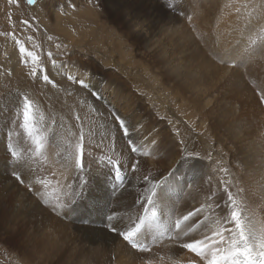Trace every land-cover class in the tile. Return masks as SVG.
<instances>
[{"label":"bare ground","instance_id":"obj_1","mask_svg":"<svg viewBox=\"0 0 264 264\" xmlns=\"http://www.w3.org/2000/svg\"><path fill=\"white\" fill-rule=\"evenodd\" d=\"M71 1L74 4L71 5ZM88 1L70 0L65 7L77 8L73 14L77 13L74 17H69H73L75 21V15L79 16L85 10L87 12L82 13L78 21L81 23L93 19L98 24L113 16L120 28L135 34V42H143L148 48V55L144 57L147 65L108 69L101 77L100 69L78 66L68 59L70 61L56 63L55 66L49 62L36 67L37 76L32 77L29 75L31 69L24 72L20 65L22 61L16 52L8 55V60H4V68L10 69L13 78L19 79L13 83L17 88L7 90L6 105L0 102V126L3 127L0 131V233L7 232L9 235L14 259L20 264H204L195 253L181 246L183 242H191L193 238L202 239L203 229L189 233L181 241L168 239L165 232L156 243L149 244V251L131 248L117 233L109 230L106 216L112 212L116 214V220L112 223L122 227L138 222L137 215H143V209L136 203L144 189L149 187L143 176L160 181L173 171L175 181L169 183L165 196L167 212L173 220L208 202V197L213 192V201H225L227 196L223 187L226 184L240 202L244 215L252 219L257 231L264 229V113L259 110L256 98L243 78L237 77L241 74L238 65H231L240 63V53L247 47L245 58L250 56L249 50L253 47L247 44V39L264 33V1L246 4L252 21L243 17L244 9H234L231 12L235 6L231 3L234 6H230L229 12L236 15H231L233 17L226 21L221 18L223 24L216 23L215 31H218V36L212 37V34L210 37L213 39L210 38L212 40L208 43L220 54L222 64H216L206 56L198 44L200 41L193 37V31L183 23V17L178 20L179 16L171 11L165 12L155 0H141L142 3L132 2L133 0L121 3H116L117 0H104L102 6L99 5L101 11L91 8ZM144 1H147L146 4ZM208 2L200 12L209 13L219 6V0ZM52 4L54 3L44 2L41 13L48 16L52 14ZM36 6L37 4L31 6L30 12H34ZM222 8L219 7L218 14L220 10H229V7L225 10ZM224 16L226 17L225 14ZM212 19L209 20L212 22ZM60 20L57 17L56 21ZM206 20L197 21L198 23L195 20V26L202 30L207 24ZM247 26L250 29L246 30ZM128 33H124L126 38ZM107 35L106 33L104 37ZM207 35L209 37L208 33L201 35L204 36L203 40ZM244 38L245 45L242 44ZM184 52H188L190 57L184 55ZM226 62L231 64L225 66L223 63ZM41 68L55 82L56 87L43 82L41 77L44 73L39 71ZM134 68L141 69L144 75L135 74ZM69 75L75 80H84L90 87H81L69 80ZM137 77L141 79L146 95H140L133 89L135 81L140 84ZM149 86L150 94L154 93L156 96V99L153 98L155 102L147 95ZM220 86L225 88V92L221 93L224 99L229 93L227 91L232 89L235 95L242 98L241 103L248 104L251 111L255 112L247 120L240 117L245 125L242 128L245 129L249 122L246 130H235L233 127L234 135H229L226 133L229 129L222 132L215 121H211L212 115L221 107L218 105L221 101L208 100L207 96L213 88L218 89ZM22 95H28L34 100L37 127L48 137V144L42 154L30 159V167L22 169L23 175L27 177L26 187L18 184L12 174L14 162L7 165L8 154L6 156L4 153L1 142L5 141V128L11 126L9 133L12 134L16 150L27 155L26 150L32 147L30 139L20 127L23 122L22 110L15 104L18 96ZM3 111L6 112V117L1 113ZM113 113L125 119L130 127L131 139L138 149L136 153L131 152L127 138L114 121ZM41 116L43 121H40ZM77 116L81 117L79 122L76 120ZM53 119L55 124L52 123ZM230 122L233 123L234 120L230 119ZM231 127L232 125L230 129ZM81 130L85 134V149L88 153L86 160L90 162L91 168L88 173L87 199L80 201L74 209L58 208L53 211V206L67 201L72 189L76 187L74 161H67L66 149L70 144H75ZM52 144L54 151H51ZM188 153L199 157L195 169L190 167L191 161L184 162ZM244 155L248 162L256 165L254 169L245 161ZM109 157L113 160L119 158L128 169L124 184L115 189L112 187L115 181L108 178ZM137 161L138 170L132 172L131 165ZM33 180L45 181L50 203L41 201L35 189L28 190L27 185ZM222 180L224 184L221 183ZM207 183L211 185L208 189ZM40 187L43 191V186ZM225 214L226 211L221 213L219 209L212 213L221 216ZM202 218L203 216L194 219ZM167 223V217L162 216L161 226L166 228Z\"/></svg>","mask_w":264,"mask_h":264},{"label":"rangeland","instance_id":"obj_2","mask_svg":"<svg viewBox=\"0 0 264 264\" xmlns=\"http://www.w3.org/2000/svg\"><path fill=\"white\" fill-rule=\"evenodd\" d=\"M69 1L70 0H62V3L64 4L63 5L62 3H59V0L58 1L57 0H51V1L50 0H37L36 10L34 12L32 11L30 12L31 6H34V5L28 4L27 0H0V102L1 103H4L6 105V101H7L6 96L9 91V88L11 89L17 88L16 85H14L13 83L15 82V80L17 81L19 80L17 78H13L12 76L13 74L12 72H10V69L4 68L5 67L3 63L4 60H8L9 59L8 55H11L13 52H16L17 57H19L21 61H28L26 62V64L24 62L20 64L24 72L26 70L32 69L33 67H41L45 65V63H49V62L51 63L53 60H55L56 63L59 64L60 62L66 63L67 61H70L68 59L73 60L70 62H73V63L75 62L76 65L78 66L84 65V66H88L94 69H100L101 77L104 74H106L108 69H118V68H123V67L126 68V67L140 65V64L147 65L145 63L144 57H147L148 55V48L144 45L143 42H139V41L135 42L134 33L130 32L129 30L125 31V29L120 28L116 24L117 20H114L113 16H111V19L105 18L104 19L105 22H103V19H102L103 23L98 22V24H96L94 23L93 19L92 21H83L80 23L78 20L84 13L87 12V11L85 12V10L79 13L80 17L78 15H75L76 16L75 18L77 20L74 21L73 17H74V14H76L77 12L74 14L73 12L76 11L77 8H72L71 5L74 4L73 1L70 2V4L72 3L70 5L71 7L66 8L65 6ZM114 1L116 2V0ZM123 1L125 0H117L116 3H121ZM155 1L156 3L161 5L162 9L165 12L171 11L177 16H179L178 20H180V18L183 17V23L187 24L186 26V28L188 27L187 29L193 31V37L200 41L198 44L200 48L207 54L206 56L210 57L214 63L222 64L220 61V54H218L215 51V48L213 49L210 43H208L209 40L211 41L213 39L212 38L213 36L214 37L218 36V33H217L218 31H215L216 23H222L223 21H226L227 19H231L233 16H235L236 13L231 14L229 12L231 10V7H233L234 5L236 6V8L234 6L231 12L234 9H239V10L244 9L243 17L249 21H252L251 12L245 6L246 4H249V2L257 1V0H249V1L248 0H222V1L219 0V6L213 9V11L211 10L212 13L211 11L209 13L200 12L209 4L208 0H155ZM235 1L237 4L235 3ZM44 2H47V3L53 2L55 4V5L52 4L51 7L54 9H53V13L50 14L49 16L48 14L41 13L42 10H44L43 8ZM103 2L104 0H89L88 5H92L90 6L91 8L93 7L94 9L101 11L100 9H101ZM132 2L142 3L141 0H133ZM146 2L147 1H144V4H146ZM151 2H153V0ZM57 3H59V5ZM227 3H229V5H227ZM231 3H233L234 5H232ZM219 7L220 9L223 7L222 8L223 10H225V8L228 9L229 7V10L228 11L225 10V12L220 10L218 14ZM215 10L217 13L215 12ZM89 12L91 13L92 11L89 10ZM221 13H224L226 17L224 16V14L222 15ZM210 14L212 15L210 16L211 18L209 17ZM69 16L70 17L73 16V17L70 18ZM222 16H224L226 19ZM57 17L61 19L58 22L56 21ZM215 18L218 20H215ZM221 18L224 20L222 21ZM62 19L64 20L62 21ZM204 19L205 20L207 19L206 20L207 24L205 28H202L201 30L198 27L199 28L198 29L195 26L196 25L195 23L197 21L199 22L200 20H204ZM209 19L214 20L215 23H213L214 21L211 22V20ZM92 22L93 24H90ZM255 24H257V22H255ZM207 27L208 28L211 27V29L209 28L211 34L209 33V29L208 30L206 29ZM105 29L106 31H104ZM248 29H250L249 26H247L246 30ZM87 32H90V34H86ZM105 32L108 34L106 38L104 37V35L106 34ZM126 32H129L128 38L124 36V33ZM206 33L209 34V37L207 35L205 39L203 40L204 36L201 37V35H205ZM211 35L212 37H210ZM251 39H255L256 44H250L249 43L250 38L247 39V44H249L250 47H253V49L249 50L250 56L248 55L245 58L248 52V47H247L243 53H240V56H241L240 63L231 64L230 62H226L223 64L225 66H229L230 64L233 66L238 65L241 74H239L237 77L243 78L245 84L252 91V93L254 94L256 98L255 99L256 105L258 104L259 110H261V112L264 113V100H261V96L264 95V47H263L264 46V33H262L260 36H257V37L256 36L251 37ZM244 40L245 41L242 43L243 45L246 44V39L244 38ZM21 46H23L25 49V52L23 53L20 51ZM66 50L68 51L66 52ZM27 52H32L33 54L35 53L34 55L39 58L35 64L31 62L30 57L26 56ZM49 53H51V56L48 55ZM183 54L190 57V54L188 52H184ZM53 55H56V56H53ZM21 56L23 58H21ZM251 57L255 59H252ZM88 61H89V64L87 65ZM129 61H131L132 63L134 62V64H130ZM135 69L136 68H134V72L136 71L135 74L137 73L138 75H144L142 74L141 69H136V70ZM137 80H139L140 84L135 81L134 83L135 85L133 89L140 95L143 93L146 95L145 87L141 85V79L137 77ZM136 84H138V86ZM231 86H233V84ZM231 86L230 88H233ZM149 87H148L149 94L147 95L150 97V99L153 100V102H155L154 99H156V96L154 95V93L150 94L151 87L150 88ZM222 92H225V88L220 86L218 89L213 88L210 94L207 96L208 100L221 101V102H218V105L221 107L217 108V111H215L214 115H212L211 121L212 122L215 121L214 123L218 125L219 130H221L222 132H226L227 129H229L230 131H227L226 133H228L229 135H234V131L236 129L237 130L244 129V127L242 128V126H245V125H244V121L242 120L243 119L247 120L248 117L254 115L255 112L251 111L248 104L245 105L241 103L242 98L239 97V95H235L234 90L231 89L227 91L230 94L229 93L226 94V97H225L226 99L223 98V95L221 94ZM212 101H210V103L214 104ZM221 104L225 106L223 107ZM218 105L217 107H219ZM1 113H3L6 117V112L3 111ZM229 115L230 117H228ZM213 116H216V117H213ZM240 117L242 120L240 119ZM229 118L232 121L234 120V122L233 123L230 122ZM221 119L222 120L224 119L223 122ZM237 120H238V123H237ZM239 123L241 124V126ZM219 124L221 125V127L224 124L223 127L225 129L223 127L220 128ZM237 124L239 126H237ZM231 125L232 127L230 129ZM16 127L18 128V125H16ZM233 127L234 129L235 128L236 129L234 130ZM246 127L244 130H246ZM2 129L3 127L0 126V131ZM10 130H11V126L5 128V141H1L4 145V153L6 154V156L8 154V157L6 158V163L8 166H10L13 162L9 158V153L7 150V145L9 143L8 133ZM51 151H54V145ZM244 159L249 165H252L254 169L256 165L252 162H248L245 155H244ZM178 181L180 180L178 179ZM17 182L18 184L24 185L26 187L25 185L26 179L24 183H20L18 180ZM210 186H211L210 183H207L206 188L208 189ZM0 203H2V201H0ZM197 237L201 238L200 235H197ZM12 247L13 245L9 241V235L7 234V232H1L0 233V264H20L14 259V256L12 253ZM11 256H13V258H11Z\"/></svg>","mask_w":264,"mask_h":264},{"label":"snow or ice","instance_id":"obj_3","mask_svg":"<svg viewBox=\"0 0 264 264\" xmlns=\"http://www.w3.org/2000/svg\"><path fill=\"white\" fill-rule=\"evenodd\" d=\"M27 3L35 5L37 0H27ZM249 43L256 44V40L250 38ZM20 51L22 53L25 52L23 46H21ZM27 56L31 58L33 64L39 59L32 52H27ZM49 56H51V53H49ZM22 62L26 63L27 61ZM52 64L55 66L56 61L53 60ZM39 71L44 73L41 77L43 82L52 84L53 87L57 86L42 68ZM37 72L38 69L33 67L29 75L36 77ZM68 79L78 83L83 88L90 87L82 79L75 80L71 75L68 76ZM261 100H264V95L261 96ZM15 104L17 108L22 110L23 122L20 124V127L30 139L32 147L26 150L27 155H22L13 146L12 134L9 133L7 150L9 158L15 164L12 174L16 180L24 183L27 177L22 175L21 170L30 167L28 164L30 159L42 154V151L48 144V137L37 127L38 121L34 115L36 111L34 100L28 95H22L18 96ZM112 115L118 125V129L127 138V145L131 147V152L136 153L138 149L131 139L130 127L126 124L125 119L115 113ZM76 120L79 122L81 117L77 116ZM40 121H43L42 116ZM52 123H56L55 119H53ZM152 143H155V141H152ZM66 151L67 161L70 163L74 161V168L77 173L76 187L72 189L67 201L59 202L53 206V211H56L58 208L72 207L74 209L75 205L80 201L87 199L89 185L88 173L91 171V168L90 162L86 160L88 153L85 149V134L82 130L75 144H70ZM198 160V155L193 153H188L184 157L185 163L192 162L190 167L193 169H195V164ZM138 163L139 161L131 165L132 172L138 170ZM107 164L110 166L108 178L115 181L112 185L113 189L121 187L128 175V169L122 165L119 158L113 160L109 157L107 158ZM222 171L226 170L222 169ZM101 175H104V173H101ZM143 180L148 183L149 187L144 189L142 195L136 201L143 209V215H137L136 217L138 222H133L122 227L120 224L112 223L116 220L115 212L106 216L109 230L117 233L131 248L139 249L140 251H149V244L156 243L159 238L165 235V232L168 234V239L181 241L189 233L197 229H203L202 239L193 238L191 242H183L181 246L195 253L196 256L201 258L204 264H264V229L260 232L257 231L252 219L244 215L240 202L229 191L228 186L224 184L223 180L221 183L224 184L223 191L227 196L225 201H213L212 196H215V192H213L208 197V202L202 204L195 211H188L186 215L177 216L174 220L167 212L165 196L169 183L175 181V171L170 172L168 176L160 181L151 180L147 175L143 176ZM176 183L179 182L176 181ZM37 185L43 186L44 190L42 191L41 187ZM27 187L29 191L35 189L36 195L45 204L51 202L48 198L49 194L46 191L47 184L45 181L33 180ZM69 187L72 186L69 185ZM216 209H219L221 213L226 211V214L223 216L212 215V213L216 212ZM162 216L167 217L168 223L166 228H163L160 224ZM201 216H203L202 219H194ZM129 220H131V217H129ZM209 232L211 233L210 235L208 234Z\"/></svg>","mask_w":264,"mask_h":264}]
</instances>
